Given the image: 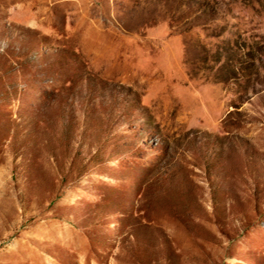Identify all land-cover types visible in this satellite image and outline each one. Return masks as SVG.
<instances>
[{"label":"rangeland","instance_id":"obj_1","mask_svg":"<svg viewBox=\"0 0 264 264\" xmlns=\"http://www.w3.org/2000/svg\"><path fill=\"white\" fill-rule=\"evenodd\" d=\"M0 264H264V0H0Z\"/></svg>","mask_w":264,"mask_h":264}]
</instances>
